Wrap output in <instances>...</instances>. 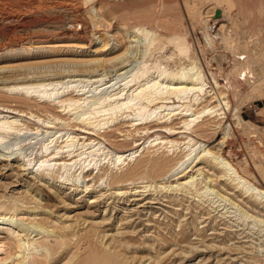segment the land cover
Listing matches in <instances>:
<instances>
[{"label":"rangeland","instance_id":"obj_1","mask_svg":"<svg viewBox=\"0 0 264 264\" xmlns=\"http://www.w3.org/2000/svg\"><path fill=\"white\" fill-rule=\"evenodd\" d=\"M22 2L23 0H0V48L15 45V49L22 52L20 50L22 49L21 45L30 47V45H48L63 41L83 43L84 48L76 51L74 48L66 47L59 50L55 49L51 53L34 55L35 50L30 47L27 51L23 50L24 55L1 58L0 67H15L18 64L28 62V64L24 63L17 68V70L20 73H29V75H23L25 80L17 81V79L14 80L13 76L2 74L0 88L7 84H36L42 81L41 77L36 78V76H46L44 82L47 83L69 79L67 75L76 79L85 77L81 74L96 76L98 73H91L87 70L91 66L82 63L83 61L112 58L125 52L129 46L131 48L128 55L118 61L106 64L107 77L94 86L102 84L100 88H104L106 86L105 82L113 83L116 80H121L122 78L116 79V76L123 71V69L118 70L124 65L118 64L123 59L125 61L130 59L133 66L139 65L142 61L149 70L154 67L174 69L182 64H187L189 55H192L193 52L197 53L199 64H201L208 79H211L210 71H214L223 84L228 79V81H232L235 77L232 68L235 67L237 62L233 59L231 53L237 49H240L239 51L242 53L239 45L234 44L236 43L234 41L235 35H231L227 39V43H229L227 46L223 44L210 45V42L216 43L217 41L209 33L208 25L205 24L203 16L205 13L200 15L189 9L188 4H191L192 1L186 5L181 0H116V3L118 2L120 6L111 11L108 18L111 21L115 16H118L121 23H116L113 20V26H110V21L100 22L99 19L93 16V13L88 14L87 12H85L86 24L82 26L72 24V21L77 17L75 12L77 7L86 10L91 6V0H75V9H54L47 10L48 12L43 10L31 11V9L29 11L25 7H18L17 5ZM216 2L219 4L216 7H219L218 9L222 13L220 15L223 16V12L226 11L230 16L226 13L224 16L228 15L233 24L242 33H245L244 39L249 43V50L261 56L258 63L253 65V69L255 73L264 74V0H221V2L219 0L221 4L217 0ZM224 2L225 4H222ZM204 4L209 5L210 1L204 2ZM147 8H153L154 11L144 12ZM149 14L153 15L154 18L167 15L169 22L162 30L157 27V24H150L157 27V31L161 35L163 33V38L161 37L162 40H159L156 46L153 45L147 54L144 55L139 52L140 55L137 52L136 44L129 43L127 35L135 29L136 23L149 24L150 20L145 16ZM139 15H143L142 18H138ZM161 17L157 20L160 23ZM131 19L132 21H130ZM214 23L216 22L211 21L213 26L218 25ZM174 32L186 35V40L191 43L190 45H182V47L188 46L189 51L185 49L181 52L177 45L165 42V39ZM257 37L262 39V45L255 44ZM220 41L218 40L217 43H221ZM224 42L226 43V41ZM223 51L227 52L226 58L220 57ZM126 62L125 64L128 63ZM50 73L56 75L50 76ZM243 87L245 85L241 86V92L244 91ZM222 89L225 94L229 95L228 98L232 105L231 118L229 117V119L237 120L235 119L238 115L236 106H238L237 104L240 103L241 99L234 96L232 91H229L230 88L223 87ZM0 103L8 107L25 110L26 113L32 109L42 118L54 121L47 134L46 130L41 128L42 125L39 128L41 130L37 129L39 124H36L34 119L26 120L25 123L31 130H24L19 134H10L7 136L8 139L5 138L6 143L18 140L21 146L18 149L19 151H15V155L9 158L8 156H0V202H15L18 207L17 210H14L9 209L8 206L3 208L0 205V212H4L6 208L7 211L5 212L7 214L15 215V217L23 219L25 222L39 223L52 230L60 229L59 231L69 232V238L72 239L69 249L47 259L37 256L35 257L37 260V262L34 261L35 264H64L72 257L75 250L82 252L81 264H94L100 249H104L115 256V263L109 262V264H264L262 255L264 253L261 251V248L264 247V227L255 225L253 228L251 226L252 222H249L251 224L248 223L250 227L242 220L237 223L234 218L223 217L221 212H218L220 207L217 205L223 204L222 201L220 203L218 196L212 197L213 201L219 200L218 203L213 204L207 198L186 196L175 190L162 189L160 191L151 189L145 191L139 183L141 181L140 175L129 177L131 179L122 181L124 182L122 185H120L121 183H114V175H121L128 168H132L135 159L130 162L127 160L120 168H116L112 166V161H108L109 159L103 160L104 156L103 158L100 157L102 163H105L106 173L100 172L97 174L98 170H90L88 178H83L85 174L83 173L77 181L70 180L71 183L67 181L64 184H59L48 178L49 175L42 177L39 173L36 174L32 171V167H26L22 164L23 162H18V158L22 156L30 157L33 160L32 165H34L38 163V159L42 155V144L55 131H59L55 133L56 135L64 134L66 131L77 132L79 127L76 126L74 121H71L73 113L68 110L64 111L60 107L52 108L51 105H45L38 98L26 102L24 98L16 93L9 94L1 89ZM240 110L241 117L245 120L244 122L250 124L251 129L246 124H240L236 127V130L234 128V139L229 145L231 151L228 152V159L242 172L245 171L246 173L242 174H247L245 176L249 179L256 180L258 178V180L263 181L257 166L264 169V93L262 95L251 94L247 96L240 106ZM53 116L61 117V119L56 121ZM118 120L115 121V126H118L120 131L116 130L115 133L119 136L117 140H122L124 139L123 134L133 132L134 129L130 127L127 119L120 117ZM175 122H178V120H175ZM207 122V133L210 137L208 142H210L218 132L222 131L216 122H210V120ZM154 124L156 122L151 123V125ZM111 128L117 127L113 128L112 126ZM217 136L220 137L221 134ZM137 137L139 136L137 135ZM23 140H25V144ZM215 143L216 141L211 146ZM130 145L124 144L120 148L128 149ZM80 147L78 145L77 148ZM255 151L258 154L260 152V154L255 155ZM6 163H15L17 167L5 170L3 165ZM73 171H76V175H79V166ZM217 172L218 175H221V171L217 170ZM98 175L104 177V180L99 178ZM107 177L112 180L111 187H106ZM159 177V175H152L147 179H158ZM110 180L107 181V184ZM220 183L221 187L236 191L235 187L229 185L226 180H221ZM85 184L89 185L88 189H86ZM118 187H122L125 192L118 194ZM220 191L227 195L226 191ZM236 194L242 198L244 197L241 191H237ZM44 198H47V200ZM245 200L247 201V199ZM250 203L256 205L254 200H251ZM6 228V225H0V264H18L14 261L17 245L13 236L8 233L9 229ZM73 232L77 235H72ZM88 232L93 233L95 246L90 247L83 244L81 245L82 249H77L75 243L79 242L81 236ZM248 240H253L255 243ZM74 263L72 262V264Z\"/></svg>","mask_w":264,"mask_h":264},{"label":"bare ground","instance_id":"obj_2","mask_svg":"<svg viewBox=\"0 0 264 264\" xmlns=\"http://www.w3.org/2000/svg\"><path fill=\"white\" fill-rule=\"evenodd\" d=\"M181 1L186 5L188 2L192 1L191 4H188L191 11L197 12L200 15L205 13L203 16L205 18V24L208 25L207 28L209 33L213 35L217 42L221 40L219 44L217 42H210V45L223 44L227 46L229 45L227 39L231 37V35H235L234 41H236V43L234 44L239 45L243 54L239 51L240 49L231 53L234 57L233 59L237 62L235 67L232 68V73L235 75L232 81H228V79L222 84L214 71H210L211 79H208L201 64H199L197 53L193 52L192 55H189V62L187 64H182L174 69L169 67H154L152 68L154 70L151 71L152 69L149 70L142 61L139 65L133 66V62L130 59L126 60L128 63L123 59L121 62H118V64H124L118 69H123V71L116 76V79L119 80V78H122L121 80H116V82L113 83L105 82L104 84H106V86L104 88H100L102 84L94 86L97 82H102L107 77L108 71L106 69V64L118 61L128 55L131 48V46H129L125 52L112 58H98L83 61L82 63L91 66L87 70L91 71V73H98L96 76L81 74L85 77L76 79L67 75L69 76V79L67 78L68 80L64 78L65 80L63 81H51L48 83L44 82L46 76H36V78L41 77L42 81L36 84L23 83L13 85L7 84L6 86L2 85L3 87L0 88L1 90L9 94L16 93L24 98L26 102L38 98L42 100L45 105H51L52 108L60 107L64 111L68 110L72 112L73 118L71 121H74L76 126L79 127V132L66 131L64 134L56 135L55 133L59 132L57 130L52 136H49L50 138L41 146L42 155H40L41 157L38 159V163L32 165L33 160L26 156L18 158V162H23L22 164L26 167H32V171L36 172V174L39 173L42 177L49 175L48 178L52 179L54 182L64 184L67 181L70 182V180L77 181L83 173H85L83 178H88L90 170H98L97 174L100 172L106 173L107 169L104 167L105 163H102L100 157L103 158L104 156L103 160L109 159L108 161H112V166L116 168H120L127 160L130 162L132 159H135L132 168H128L126 172L121 175H114V183H121L120 185H122L124 183L122 181L131 179L129 177L140 175L141 181H139V183L145 191L151 189H158L160 191L162 189L167 191L175 190L182 192L186 196L190 195L192 197L198 196L200 198H207L208 201L211 200L210 202H213V204L219 200L213 201L214 199H212V197L218 196L220 203L221 201L223 202V204L217 205L220 207L218 212H221L223 217H231L230 219L234 218L237 223L242 220L244 223L246 222L248 226L251 224L249 222H252L251 226H253V228L255 225L264 227V169L257 166L263 181L258 180V178L252 180L246 177L247 174H245L246 176L243 175L242 173L246 172H242V170L228 159V152L231 151V146L229 147V145L234 139L233 132L236 130V127L240 124H246L249 128L251 127L250 124L244 122L245 120L241 117L240 106L247 96L251 94L262 95L264 93V74L255 73L253 69V65L258 63L261 56L249 50V43L244 39L245 33H242L241 30L233 24L232 20L229 19L230 15L225 9L223 13L229 16H224L223 14V17L220 15L221 12L218 9L219 7H216L219 4L216 0H213V2H211V0ZM207 1H210L209 5L204 4V2L207 3ZM217 1L219 2V0ZM91 2V6L88 8L86 7V10L77 7L75 11L77 17L72 21L73 25L82 26L86 24L85 12L88 14L93 13V16L99 19L100 22H109V13L120 6L118 2L116 3V0H91ZM225 2L222 4H225ZM17 6L25 7L27 10L31 9V11H47L54 9L69 10L76 8L75 0H23V2ZM148 11L153 12L154 9L147 8V10H144L146 13H149ZM188 11L187 9V12ZM232 11L230 10V12ZM188 14L190 16L189 12ZM142 16L143 15H139L138 18H142ZM145 16L150 20L149 24L136 23L135 29L127 35L129 43L132 45L136 44L137 52L143 53L144 55L150 51L153 45L156 46L159 40H162L161 37L163 33L161 35L157 29L161 28L160 30H162L165 28L166 23L169 22L167 15H163L162 17L158 16V18L161 17V23L157 21L158 18H154L153 15L149 14ZM113 20L119 23L120 17L115 16L111 19L109 22L110 26H113ZM130 21H132V19ZM211 21H215L216 23L214 24L218 25L213 26ZM150 24H157L158 28ZM185 36L186 35L182 33L174 32L170 37L165 39V42L171 45H177V48H179L181 52L185 49L189 51L188 46L182 47V45H190L191 43L186 40L187 38H185ZM224 41H226V43ZM262 42V39L257 37L255 44L262 45ZM21 46L22 49L20 50H22V52L19 51V49H15V45H7L0 48V59L24 55L23 50L27 51L30 47L35 50L33 53L34 55L51 53L55 49L59 50L66 47L71 49L74 48L76 51L84 48L83 43H70V41H63L60 43L54 42V44L51 43L48 45H30V47H26V45ZM225 48L227 49V47ZM174 49L176 50V48ZM226 51L221 53V58L227 57ZM125 62L127 64H125ZM24 63L28 64V62ZM24 63L18 64L15 67H0V78L3 77L2 74H8L7 76H13L15 78L14 80H25L23 75H29V73H20L19 70H17V68L21 67ZM49 75L55 76L56 74L50 73ZM243 85H245V87H243L244 91L241 92V86ZM223 87H227V89L230 88L231 90L229 91H232L234 96L241 99L239 101L240 103L237 104L238 106H236V113H238V115L235 119L237 120L229 119L231 115L230 112H232V105L228 98L229 95L223 92ZM26 112L25 110L8 107L0 103L1 157L8 156L9 158L15 155V151L21 147L18 140L6 143L5 138L10 134H19L24 130H31L25 123L26 120L34 119L36 124H39L38 126L36 125L37 129L42 125L41 128L45 129L47 134L49 128L54 124L53 120L42 118L41 115H38L32 109L29 110L28 113ZM27 116L30 117L27 118ZM120 117L127 119V122L134 131H128V134H123L124 139L117 140L119 136L116 135L115 131L120 128L115 126V121ZM60 119L61 117H54L56 121ZM175 120H178V122H175ZM208 120H210V122H216L217 126L221 127L222 131L220 133L218 132V134H221L220 137L216 134L210 142H208V138L210 137L207 133ZM152 122H156V124L151 125ZM112 126L113 128H117L112 129ZM108 128L111 129L107 130ZM137 135L139 137H137ZM182 138L184 140H180ZM25 140H23L24 144ZM212 141H216V143L211 146L213 143ZM124 144L130 145V148H120L121 145ZM78 145L81 147L77 148ZM51 148L53 149L51 150ZM256 151L254 154L259 155L260 152L258 154ZM255 164L259 165L257 163ZM91 165L92 167L89 168ZM77 166H79L80 170V173H78L79 175H76V171H73ZM14 167H17L15 163H6L3 165V169L5 170L9 168L13 169ZM217 170L221 171V175L217 174ZM77 172L79 171L77 170ZM152 175H159L160 177L158 179H147ZM109 177H107V181L110 180ZM99 178L104 180L102 176ZM221 180H226L229 185L235 187L236 191L221 187ZM107 181L105 182L106 187H111L112 180H110L108 184ZM85 187L88 189L89 185L85 184ZM216 187L219 188L217 189ZM220 190L226 191L227 195L221 193ZM237 191H241L244 197L242 198L236 194ZM124 192L122 187L117 188L118 194ZM44 199L47 200V198ZM245 199H247V201ZM251 200H254L256 205L251 204ZM0 205L3 208L8 206L9 209H18L15 202H0ZM226 207L227 209H225ZM5 211H7L6 208ZM5 211L0 212V225H6V229H9L8 233L13 236L15 240L17 253L14 261L18 264H35L34 261L37 262L35 259L37 256L47 259L61 251L69 249L72 243V239L69 238V232L63 230L59 231L60 229L52 230L39 223H28L23 221V219L15 217V215L12 216L7 214ZM33 233H35V235H33ZM72 235L76 236L77 233L73 232ZM248 241L255 243L253 240ZM83 244H87V246L90 247L95 246L93 233L88 232L83 234L80 241L75 243V247L80 249ZM261 249V251H263L262 253H264V247ZM262 255L264 257V254ZM81 256L82 252L80 253V251L75 250L72 253V257L64 264H72V262H75L74 264H81ZM115 259V256L110 252L100 249L95 261L97 264H109V262L115 263Z\"/></svg>","mask_w":264,"mask_h":264}]
</instances>
